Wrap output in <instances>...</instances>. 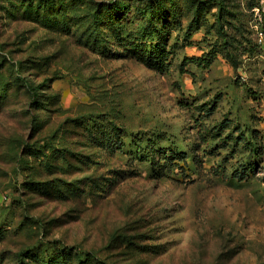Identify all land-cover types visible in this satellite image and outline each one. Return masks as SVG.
Wrapping results in <instances>:
<instances>
[{"label":"rangeland","instance_id":"1","mask_svg":"<svg viewBox=\"0 0 264 264\" xmlns=\"http://www.w3.org/2000/svg\"><path fill=\"white\" fill-rule=\"evenodd\" d=\"M200 1L222 3L256 44L255 30L264 34V0ZM18 4L0 0V82L7 85L0 107V264L53 247L98 264H264V50L239 56L235 66L217 55L208 69L160 74L133 59L97 54L76 34L21 16ZM202 33L174 64L208 50ZM166 38L170 45L174 34ZM17 68L27 87L12 81ZM214 101L210 117L196 120L203 115L194 106ZM101 119L132 134H165L187 154L185 163L153 177L147 162L98 149L84 128ZM223 119L259 132L263 154L255 175L241 182L231 175L247 160L241 146L233 156L225 148L202 156L219 144L204 143L202 129ZM55 185L77 192L57 199Z\"/></svg>","mask_w":264,"mask_h":264},{"label":"trees","instance_id":"2","mask_svg":"<svg viewBox=\"0 0 264 264\" xmlns=\"http://www.w3.org/2000/svg\"><path fill=\"white\" fill-rule=\"evenodd\" d=\"M215 7L217 10L211 12ZM17 8L18 12L21 10V16L37 20L57 33L76 34L79 43L97 54L114 59H133L160 74H167L173 69L184 73L189 65L208 69L217 55L235 66L239 56L249 57L261 53L259 45L246 38L244 30L235 26L230 13L220 2L210 1L207 4L200 0H181L177 4L175 0H123L116 3L112 0L104 4L96 0H20ZM199 31L203 32L200 41L208 50L202 49L198 57L183 56L180 63L174 64L177 52L185 46L193 45L191 38ZM167 33L174 34L170 45L166 42ZM109 44L116 49L110 50ZM12 81L27 87L21 69L15 70ZM6 91L7 85L0 82V107L7 102ZM246 91L253 93L248 88ZM217 103L214 101L205 105L206 107L203 104L194 106L193 109L203 115L196 120H203L204 116L210 117ZM225 121L227 120L223 119L211 129H202L201 140L204 143L209 138L214 143H219L202 156L219 148L227 149L228 155L233 156L237 146H241L240 151L247 153V160L231 173L241 182L248 176L255 175L256 163L263 154V146L258 131L250 126L238 130L239 127ZM198 124L200 126V123H195L197 126ZM84 131L100 150L109 154L116 151L127 152L139 162H147L153 177H162L165 170L173 167L181 169L179 162L185 163L187 158V154L174 144L175 141L163 133L132 134L105 119L87 123ZM125 137H128L126 143ZM51 190L57 199L77 192L75 188L62 190L57 185L52 186ZM22 256L26 262L22 261ZM27 263L98 264L93 257L72 254L64 247L27 249L21 253L19 264Z\"/></svg>","mask_w":264,"mask_h":264},{"label":"built area","instance_id":"3","mask_svg":"<svg viewBox=\"0 0 264 264\" xmlns=\"http://www.w3.org/2000/svg\"><path fill=\"white\" fill-rule=\"evenodd\" d=\"M255 36H256V42L259 47L264 50V34L262 30L259 31V29L255 30Z\"/></svg>","mask_w":264,"mask_h":264}]
</instances>
